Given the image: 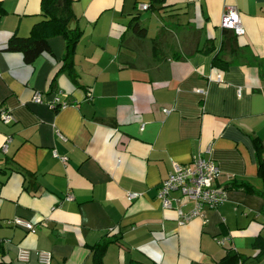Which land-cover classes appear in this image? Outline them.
<instances>
[{"label": "crops", "instance_id": "obj_1", "mask_svg": "<svg viewBox=\"0 0 264 264\" xmlns=\"http://www.w3.org/2000/svg\"><path fill=\"white\" fill-rule=\"evenodd\" d=\"M41 3L0 0V263L43 264L48 253L50 264H95L93 248L112 237L103 264H264L254 248L264 237V0H166L155 10L142 9L151 0H74L76 82L62 71L61 36L33 64L8 49L43 20ZM230 6L245 34L224 53L229 65L215 66ZM56 97L68 106L50 108ZM198 158L219 167L227 200L181 225L159 188L175 164Z\"/></svg>", "mask_w": 264, "mask_h": 264}, {"label": "built area", "instance_id": "obj_2", "mask_svg": "<svg viewBox=\"0 0 264 264\" xmlns=\"http://www.w3.org/2000/svg\"><path fill=\"white\" fill-rule=\"evenodd\" d=\"M148 6H143V10H148ZM221 26L223 29L231 30L236 36L245 34L244 27L239 11L236 7H227L222 18ZM33 102L36 104H44L45 97L41 93H37ZM53 110H59L68 106L67 102H62L59 97L54 98L47 103ZM1 118L6 124L13 121V117L7 111L1 112ZM8 142L3 147V152H7ZM63 162H67L66 157H62ZM220 174V169L212 161L198 158L194 160L191 166H182L175 164L168 178L161 183L158 192V198L164 209H176L179 222L181 225L192 221L195 218H205L206 209H216L227 200V191L219 189L216 186L217 178ZM179 193V196L176 194ZM140 197L139 194H129V201H135ZM186 198L194 205L191 210L186 211L188 203L183 199ZM71 200V198H68ZM16 227L24 228L28 231L34 230V225L23 219H16L13 221ZM222 243V242H219ZM30 253L21 251L19 259L23 262L28 261ZM39 260L43 264L51 263V254L40 253Z\"/></svg>", "mask_w": 264, "mask_h": 264}, {"label": "trees", "instance_id": "obj_3", "mask_svg": "<svg viewBox=\"0 0 264 264\" xmlns=\"http://www.w3.org/2000/svg\"><path fill=\"white\" fill-rule=\"evenodd\" d=\"M166 0H151L149 9L155 10L157 5L163 6ZM74 0H42L41 15L43 20L37 23L29 37L21 38L13 36L9 43L8 49L14 52H20L24 56L25 63L33 64L41 55L50 53L49 40L53 37L61 36L66 41V53L63 59L62 71H67L74 82L77 81V76L74 72V55L77 45L82 37V31L72 29L71 24L75 21L76 16L73 11ZM132 28L139 37H145L146 30L141 28L139 22L134 19L132 21ZM238 37L231 30L224 29L223 41L221 49L215 56V66L227 67L229 62L225 61L224 53H236L239 51L237 43ZM260 157V175L264 177V159L262 157V150L260 144L257 145ZM238 187H246L253 191L251 187L240 185ZM118 239V238H117ZM117 239L108 238L103 244L94 247V261L95 264H103V257L109 244ZM254 248L259 251L258 258L264 257V237L257 238ZM228 257L240 259L241 256L231 253ZM244 260V259H243ZM246 262V259L244 260ZM4 264V263H0ZM131 264H144L140 262H132Z\"/></svg>", "mask_w": 264, "mask_h": 264}]
</instances>
